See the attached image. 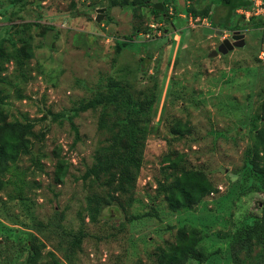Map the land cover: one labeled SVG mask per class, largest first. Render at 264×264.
<instances>
[{"label":"rangeland","instance_id":"374dc122","mask_svg":"<svg viewBox=\"0 0 264 264\" xmlns=\"http://www.w3.org/2000/svg\"><path fill=\"white\" fill-rule=\"evenodd\" d=\"M138 2L134 12L118 0H0L2 109L9 119L34 121L32 153L10 167L0 190V264H25L33 240L44 262L158 264V248L175 243L180 226L199 228L208 254L186 264H232L230 241L260 217L264 21L235 18V28L224 30L187 13L194 0H156L162 10ZM196 2V12L207 5L224 12L216 0ZM235 31L245 35L243 47L209 56ZM112 79L135 100L154 99L143 127L159 122L145 140L131 199L81 178L105 133L97 128L102 105L78 107ZM178 120L190 132L172 138ZM174 151L215 187L178 212L157 193L175 174L164 161ZM59 162L66 168L60 183ZM95 191L112 199L93 222L85 207ZM255 252L242 251L237 264H256Z\"/></svg>","mask_w":264,"mask_h":264},{"label":"trees","instance_id":"16d2710c","mask_svg":"<svg viewBox=\"0 0 264 264\" xmlns=\"http://www.w3.org/2000/svg\"><path fill=\"white\" fill-rule=\"evenodd\" d=\"M120 4L133 6L134 12L137 10L138 0H118ZM144 1V0H140ZM201 1V0H196ZM194 0L193 5L197 4ZM216 5L222 6L223 13L218 9L210 12V8L204 6L196 12L193 5L186 9L192 16L209 18L211 27L232 30L235 24H241L246 18L242 14L237 15V9H252L253 0H216ZM154 12H158L153 7ZM243 17L244 19H241ZM236 18V23L234 19ZM252 23L259 16H250ZM263 21V20H262ZM184 30L180 32L182 34ZM26 56L30 58L31 52ZM5 99L0 89V190L6 184L5 175L10 167L17 160L26 154L32 153V142L29 135L32 133L34 121L27 116L21 120L18 118L9 119L2 109ZM153 98L135 100L126 89L121 87L115 80H110L107 91H100L91 98L83 100L78 109H94L102 105L103 109L98 116L97 128L105 133V137L98 144L93 156V162L81 178L90 180L104 189L117 192L120 195H129L131 199L132 191L135 187L143 157L144 143L149 134H157V124L149 128L143 127L146 121V112L152 106ZM71 127L78 138V128L71 122ZM172 138H180L185 133L190 132L187 121L180 120L170 128ZM257 138L264 145V122L263 128L258 131ZM164 161L168 167L175 170V174L170 180L165 178L158 186L157 193L162 195L169 209L178 212L181 209H189L201 203L210 193L215 191V187L204 172L193 169L185 165L184 155L177 151L172 155H165ZM65 165L59 162L55 169V180L60 183L65 175ZM262 179L263 198L261 201V215L250 226H243L238 229L237 234L230 241L228 250L232 264L239 262L240 253L249 256L256 250V264H264V176ZM110 196L111 193H108ZM102 196L98 192H92L86 197L85 211L90 221H96L102 209L111 203L112 198ZM203 239L202 232L197 227L180 226L177 230L175 243H171L166 248H158V264H186L188 260L194 259L198 262L208 257L205 248L200 242ZM75 243L79 239L74 240ZM41 246L36 240L30 243L29 252L25 264H61L57 258L52 262L42 261Z\"/></svg>","mask_w":264,"mask_h":264},{"label":"water","instance_id":"95a60500","mask_svg":"<svg viewBox=\"0 0 264 264\" xmlns=\"http://www.w3.org/2000/svg\"><path fill=\"white\" fill-rule=\"evenodd\" d=\"M155 2V8L158 10H162V6L159 5V3H156V0H153ZM99 19V18H98ZM241 19H243L241 17ZM204 31L206 32H214L212 28H205ZM216 32H220V30H217ZM245 45V35L243 33H239L238 31H235L230 39H225L223 42H221L216 50H211L209 53V56H216L218 53H227L228 50L232 49L233 47H243Z\"/></svg>","mask_w":264,"mask_h":264},{"label":"built area","instance_id":"2783aa9c","mask_svg":"<svg viewBox=\"0 0 264 264\" xmlns=\"http://www.w3.org/2000/svg\"><path fill=\"white\" fill-rule=\"evenodd\" d=\"M241 14H244L246 16V18L250 17L252 15L259 16L264 21V4H262L260 2V0H254L253 1V8L250 10H248V9L244 10L243 9V12ZM247 15H249V16H247Z\"/></svg>","mask_w":264,"mask_h":264},{"label":"clouds","instance_id":"9594fccd","mask_svg":"<svg viewBox=\"0 0 264 264\" xmlns=\"http://www.w3.org/2000/svg\"><path fill=\"white\" fill-rule=\"evenodd\" d=\"M244 10H246V9H244ZM241 14V13H240ZM242 15H244V14H242ZM245 16V15H244ZM246 17V16H245ZM243 18V17H242ZM244 19V18H243Z\"/></svg>","mask_w":264,"mask_h":264}]
</instances>
